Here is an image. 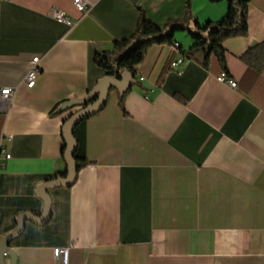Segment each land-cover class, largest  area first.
Returning <instances> with one entry per match:
<instances>
[{
    "label": "crops",
    "instance_id": "obj_1",
    "mask_svg": "<svg viewBox=\"0 0 264 264\" xmlns=\"http://www.w3.org/2000/svg\"><path fill=\"white\" fill-rule=\"evenodd\" d=\"M91 2L83 16L74 0H0V91L13 90L0 97V239L21 213L42 214L37 188L67 169L62 128L80 109L62 106L107 75L96 53L133 34L140 7L160 27L182 19L188 3L201 24L228 8L225 0ZM175 40L150 47L124 97L112 89L86 120L89 163L72 185L48 191L47 221L27 220L11 241L15 264H63L57 247L69 248L67 264H264V70L241 59L264 43V0L249 3L247 34L223 43L236 88L217 79L225 68L216 55L205 67L206 51L183 54L194 44L187 31ZM179 58L181 69H171Z\"/></svg>",
    "mask_w": 264,
    "mask_h": 264
},
{
    "label": "trees",
    "instance_id": "obj_2",
    "mask_svg": "<svg viewBox=\"0 0 264 264\" xmlns=\"http://www.w3.org/2000/svg\"><path fill=\"white\" fill-rule=\"evenodd\" d=\"M209 1L216 3L222 0ZM225 1L228 3L227 12L219 21L201 24L193 16L191 5L188 3L184 17L170 20L164 27L155 24L140 7L139 19L133 34L129 38L115 41L112 50L96 53L95 61L111 77L119 79L124 71L131 72L135 77V68L143 61L150 47L164 44L175 45V33L183 30L187 31L194 40L193 46L188 51H183V54L190 58L196 50L202 49L206 51L203 62L205 67L208 65L210 56L214 54L226 69L223 43L228 38L247 34L248 8L251 0ZM241 59L249 68H253L260 75L264 70V43L249 48L241 56ZM91 91L92 89L88 90L87 95ZM123 97L124 95H121V99ZM86 120H82L74 129V136L77 141V149L74 153V158L77 161L76 178L81 168L89 163L85 151ZM65 150L66 142L63 157ZM66 174L67 169L57 174L56 177L66 176Z\"/></svg>",
    "mask_w": 264,
    "mask_h": 264
},
{
    "label": "water",
    "instance_id": "obj_3",
    "mask_svg": "<svg viewBox=\"0 0 264 264\" xmlns=\"http://www.w3.org/2000/svg\"><path fill=\"white\" fill-rule=\"evenodd\" d=\"M134 83L135 78L129 71H124L119 79L105 75L84 98H73L62 106L64 109L72 106H81L78 111L70 115L64 122L62 128L66 142L64 158L67 164V174L66 176H58L54 179L46 180L39 185L37 192L44 200V210L41 215L32 212H25L19 215L17 228L0 239V264H5L6 256L11 257L12 264H15L16 253L10 248V243L23 232L27 220H31L37 224H43L49 219L51 199L48 191L59 186H70L75 181L77 169V161L74 158V153L77 149V141L74 136L75 127L82 120L95 115L106 106L112 89H115L120 95H124Z\"/></svg>",
    "mask_w": 264,
    "mask_h": 264
},
{
    "label": "built area",
    "instance_id": "obj_4",
    "mask_svg": "<svg viewBox=\"0 0 264 264\" xmlns=\"http://www.w3.org/2000/svg\"><path fill=\"white\" fill-rule=\"evenodd\" d=\"M74 5L82 13V15L85 16L88 14L90 9L92 8L93 3L91 2V0H74ZM52 15L53 17H55L56 19L60 21H65L67 23H70L71 25L75 24L61 10L53 9ZM37 62H38V57L33 58V66L30 68L27 74L28 87H32L34 85L37 75L39 73ZM184 62H185L184 58H179L173 61L171 63V69L180 70ZM217 79L223 83H228L233 88H236L238 85L237 81L230 77L226 69H223V71L221 72V74L218 76ZM12 94H13V90L11 88H5L0 91V97H2L3 99H9V97H11ZM2 152L5 153L6 158H10L11 155L9 153H6L4 149H2ZM53 253L56 258H59L62 260L63 264H67L69 248L57 247L54 249Z\"/></svg>",
    "mask_w": 264,
    "mask_h": 264
}]
</instances>
